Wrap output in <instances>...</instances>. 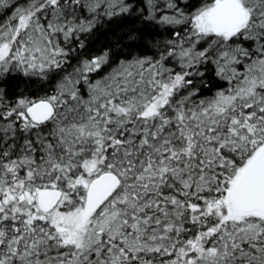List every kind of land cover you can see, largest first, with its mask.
Returning <instances> with one entry per match:
<instances>
[{
    "label": "snow or ice",
    "instance_id": "obj_1",
    "mask_svg": "<svg viewBox=\"0 0 264 264\" xmlns=\"http://www.w3.org/2000/svg\"><path fill=\"white\" fill-rule=\"evenodd\" d=\"M0 264H264V0H0Z\"/></svg>",
    "mask_w": 264,
    "mask_h": 264
}]
</instances>
